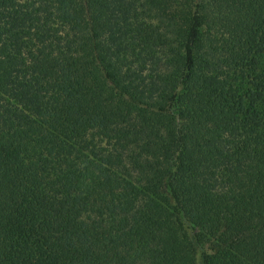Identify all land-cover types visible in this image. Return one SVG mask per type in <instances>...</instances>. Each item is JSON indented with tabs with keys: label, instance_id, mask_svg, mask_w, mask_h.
Segmentation results:
<instances>
[{
	"label": "trees",
	"instance_id": "trees-1",
	"mask_svg": "<svg viewBox=\"0 0 264 264\" xmlns=\"http://www.w3.org/2000/svg\"><path fill=\"white\" fill-rule=\"evenodd\" d=\"M0 264H264V0H0Z\"/></svg>",
	"mask_w": 264,
	"mask_h": 264
}]
</instances>
